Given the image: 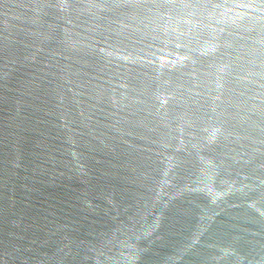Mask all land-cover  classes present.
Returning <instances> with one entry per match:
<instances>
[{"label": "water", "instance_id": "obj_1", "mask_svg": "<svg viewBox=\"0 0 264 264\" xmlns=\"http://www.w3.org/2000/svg\"><path fill=\"white\" fill-rule=\"evenodd\" d=\"M0 264H264V0H0Z\"/></svg>", "mask_w": 264, "mask_h": 264}]
</instances>
